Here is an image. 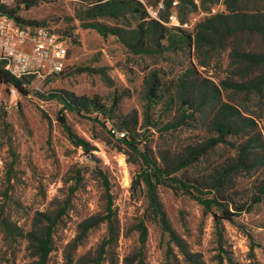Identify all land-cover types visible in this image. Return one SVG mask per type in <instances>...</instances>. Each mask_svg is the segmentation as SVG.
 I'll return each mask as SVG.
<instances>
[{"label": "rangeland", "instance_id": "1", "mask_svg": "<svg viewBox=\"0 0 264 264\" xmlns=\"http://www.w3.org/2000/svg\"><path fill=\"white\" fill-rule=\"evenodd\" d=\"M6 1L69 51L62 74L24 79L25 94L0 84V264H264V196L246 212L264 168H236L235 151L264 145V62L248 56H264V0H104V15L98 0ZM234 16L263 31L231 32ZM61 94L97 107L69 112ZM238 115L253 125L169 176L200 189L161 179V220L137 178L140 153L173 169ZM213 196L244 212L217 225L218 210L196 200Z\"/></svg>", "mask_w": 264, "mask_h": 264}, {"label": "trees", "instance_id": "2", "mask_svg": "<svg viewBox=\"0 0 264 264\" xmlns=\"http://www.w3.org/2000/svg\"><path fill=\"white\" fill-rule=\"evenodd\" d=\"M104 0H98L97 2L100 3V6L98 7L99 14L104 15L107 13L114 14L111 11H108L109 5H101L103 4ZM0 13L7 15L9 18H12L15 20L18 24H20V20L14 16L13 11H6L4 6H0ZM250 18V21H249ZM233 27H231L229 30L231 32L237 33L243 30L241 28L240 23L247 24L246 30L248 32H256L261 33L263 31L262 27L257 23V21H253V17H247V21L241 20L239 16H234L233 18ZM22 25V24H20ZM26 26H33V25H26ZM97 30L98 33L101 34L100 30L96 27H93ZM250 58L255 63L264 62V56L257 55V56H250ZM62 74V73H61ZM60 75V74H59ZM24 80V79H23ZM23 80H17L13 78L5 69H3L0 66V84L11 86L15 88L19 93L25 94V91L22 89V81ZM259 86V85H258ZM56 98L61 102L63 105L64 110H67L69 112H75L78 115H81L82 113L87 112V108L89 105L92 104L93 107H97L96 103H91L86 99H71L65 96L64 94L61 95H55ZM149 97H152V95L149 94ZM187 101H183L184 104L189 106V109L194 108L195 106V100L194 99H186ZM234 110V109H233ZM237 114V113H236ZM237 120L241 121L240 123H237L235 119H226L219 122H216L214 124V131L213 135L209 137L208 139L202 140L200 142H196L195 145L187 146L184 151L183 155L180 156L178 161L176 162V167L173 169H168L159 166L154 160H152L146 153H140L141 159H142V168L140 173L137 175L138 180L145 186L146 193H147V201L152 210L157 214V216L162 220L164 213L160 210L159 202L157 200V194H156V187L160 185L161 179L166 178L169 179L170 182H176V184H179L182 186V188H187L186 186H189L190 188H193L195 190L200 189L195 185V183H191L190 181H185V183L177 180V179H170L169 176L172 174H175V172H180L182 170H186L190 168L193 164L198 162L205 154H207L209 151L213 150L214 148L224 145L225 139L228 137H236L238 135H241L244 128L246 126H243V123L247 125V127H250V125H253V122L245 117H242L241 115H238L236 117ZM57 120L61 127L63 128L64 132L67 134L68 138L75 142L77 140V137L73 134L70 127L67 124L66 118L64 115H61L57 117ZM251 144L252 140H248L246 143H241L238 148L235 150L237 152L236 156V168H242L244 170L251 169V168H264V145H261L260 148L254 149L256 153H253L251 155ZM127 145L131 146L130 143H127ZM107 185V183L105 182ZM186 184V185H185ZM217 188L210 189L213 191H216ZM175 190V193L177 189ZM190 196L191 193L186 192ZM264 196V185L260 187L258 195L252 199L250 205L248 206V209L246 212H249L252 210L253 206L257 204L260 201V197ZM197 202L205 209V211H209L212 208H216L219 212V215H214V221L217 225H221L222 222L227 221L231 222L235 216H237L238 213H242L241 209H237L236 213L230 212L229 210L225 209L222 206V202H225L224 199L218 200L216 196H213L211 199H205L202 200L199 197L196 199ZM145 239V231L141 233V243H144ZM48 243V240L45 241V244ZM143 264V262H141Z\"/></svg>", "mask_w": 264, "mask_h": 264}, {"label": "built area", "instance_id": "3", "mask_svg": "<svg viewBox=\"0 0 264 264\" xmlns=\"http://www.w3.org/2000/svg\"><path fill=\"white\" fill-rule=\"evenodd\" d=\"M6 2L0 0V4ZM148 14L157 18L156 11ZM68 49L66 39L53 30L20 25L0 13V66L13 78L43 80L61 74L68 62Z\"/></svg>", "mask_w": 264, "mask_h": 264}]
</instances>
